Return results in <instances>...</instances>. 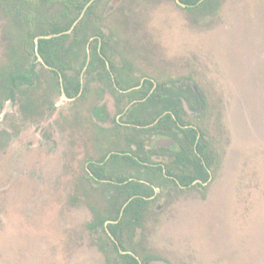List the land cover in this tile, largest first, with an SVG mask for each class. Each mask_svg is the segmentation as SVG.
<instances>
[{
    "label": "rangeland",
    "instance_id": "374dc122",
    "mask_svg": "<svg viewBox=\"0 0 264 264\" xmlns=\"http://www.w3.org/2000/svg\"><path fill=\"white\" fill-rule=\"evenodd\" d=\"M115 3L107 26L132 50L134 71L197 83L219 161L201 195L154 204L136 241L169 264H264V0H220L208 16L173 0ZM7 27L0 11V65ZM70 106L62 97L51 115L26 119L14 102L0 109V264H103L78 188L73 200L74 154L78 164L87 148ZM107 196L90 205L103 210Z\"/></svg>",
    "mask_w": 264,
    "mask_h": 264
},
{
    "label": "flooded vegetation",
    "instance_id": "af4514ba",
    "mask_svg": "<svg viewBox=\"0 0 264 264\" xmlns=\"http://www.w3.org/2000/svg\"><path fill=\"white\" fill-rule=\"evenodd\" d=\"M95 1H90L87 6ZM109 2L104 0L100 3L104 5V16L108 19L116 13L114 2L117 5L120 0ZM173 2L185 9L178 0ZM107 20L101 26L106 38L91 39L88 49L92 50L97 45L98 51L105 53L101 59L108 78L98 79L93 72L87 76L82 73L89 92L96 98L91 100L84 118L78 115L74 106L69 107L74 119L72 127L77 128L81 124L85 136L81 147L87 148L83 161H78V164L74 154L73 200L78 203V188L79 196L86 202L91 215L86 226L98 237L96 241L103 264H169L136 241L140 234L137 230L152 213L154 204V211L161 210L162 206L157 204L159 200L173 198L177 194L201 195L202 190L206 191L215 181L219 161L205 130L206 102L191 76L173 79L166 75V80H162L158 73L153 77L145 71L142 73L138 67L134 71L135 65L127 62L133 61L134 57L129 56L132 50L117 38L107 26ZM121 20L122 16L118 18ZM89 62L88 57L84 71ZM78 96L63 98L72 105ZM105 96L108 98L103 101ZM73 142L76 145V140ZM78 171H81L79 176ZM108 188L118 192L108 194ZM135 191L138 192L136 196L122 204L124 192ZM104 193L108 194L104 209H93L90 196L95 194L101 203ZM110 195L115 199L109 205ZM134 198L142 200L144 218H136L139 226L125 228L121 222L123 211ZM135 210L133 208L132 214L127 215L132 222L136 217Z\"/></svg>",
    "mask_w": 264,
    "mask_h": 264
},
{
    "label": "trees",
    "instance_id": "16d2710c",
    "mask_svg": "<svg viewBox=\"0 0 264 264\" xmlns=\"http://www.w3.org/2000/svg\"><path fill=\"white\" fill-rule=\"evenodd\" d=\"M90 1L0 0V11L7 20L5 32L9 40L5 60L0 65V109L5 102L11 101L18 104L23 119L43 117L57 110L56 104L63 96L73 99L79 95L72 105L88 112L91 100L96 96L89 92L88 83L81 77L82 73L87 76L93 72L98 79L108 78L105 63L101 59L105 53L99 52L97 45L92 50L88 49L91 39L106 38L101 26L108 17L104 16V5H100L104 0H97L87 6ZM178 1L192 15H212L220 6V0ZM88 57L90 62L84 71ZM59 116L64 120L67 118ZM5 137L6 133L0 132V139ZM190 151L193 152L192 147ZM112 190L108 188L106 192H118ZM137 193L124 192L122 204ZM110 196L109 205L115 199ZM140 201L134 198L125 207L121 218L125 228L139 226L136 218H144L145 209H142ZM133 208H136L134 222L130 216L127 218Z\"/></svg>",
    "mask_w": 264,
    "mask_h": 264
},
{
    "label": "water",
    "instance_id": "95a60500",
    "mask_svg": "<svg viewBox=\"0 0 264 264\" xmlns=\"http://www.w3.org/2000/svg\"><path fill=\"white\" fill-rule=\"evenodd\" d=\"M202 107H204V105H202ZM155 264H158L157 262Z\"/></svg>",
    "mask_w": 264,
    "mask_h": 264
}]
</instances>
